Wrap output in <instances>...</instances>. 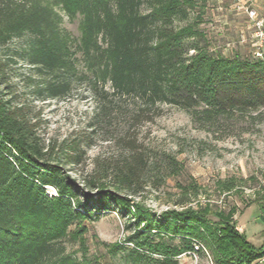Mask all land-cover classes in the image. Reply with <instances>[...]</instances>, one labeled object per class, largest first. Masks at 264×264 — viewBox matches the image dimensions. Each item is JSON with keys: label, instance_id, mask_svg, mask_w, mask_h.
<instances>
[{"label": "trees", "instance_id": "1", "mask_svg": "<svg viewBox=\"0 0 264 264\" xmlns=\"http://www.w3.org/2000/svg\"><path fill=\"white\" fill-rule=\"evenodd\" d=\"M54 1L82 16L76 49L45 0H0V45L25 38L19 57L35 69L37 100L66 97L75 80L87 82L97 103L92 127L120 126L110 140L122 153L99 161L81 181L71 177L41 143L35 118L12 88L14 57L0 58V264H98L88 256L87 223L112 210L130 219L131 264H178L179 256L204 250L215 264L264 257V242L256 246L238 231L234 209L187 207L197 183L178 184L181 210L157 214L129 197L183 170L173 152L139 141L138 128L161 116L163 105L185 110L217 140L264 123V58L214 53L198 0ZM77 50L91 74L78 71ZM70 148L68 160L79 163L81 148ZM235 187L233 178L221 182L225 192ZM66 239L79 244L80 258L66 251Z\"/></svg>", "mask_w": 264, "mask_h": 264}, {"label": "rangeland", "instance_id": "2", "mask_svg": "<svg viewBox=\"0 0 264 264\" xmlns=\"http://www.w3.org/2000/svg\"><path fill=\"white\" fill-rule=\"evenodd\" d=\"M54 4V11L61 19L60 27L72 37L76 49L82 33L78 13L71 17L61 4ZM198 0V12L203 11L201 28L204 30L214 53L227 56L239 54L252 56L254 28L248 15L250 8L263 6V0ZM192 16L194 14L192 13ZM25 38L15 39L6 46L0 45V58L13 56L15 63L9 69L13 90L20 102L25 103L37 122L36 132L41 143L49 148L52 156L61 157L65 171L81 181L94 172L102 160L115 159L122 148L110 137L120 126L104 129L92 127L97 111L96 98L87 82L75 80L66 97L37 100L34 92L35 69L19 57L25 47ZM79 72L91 74L83 53L75 55ZM110 84L106 85V89ZM139 141L153 151H170L182 162L183 170L176 176L166 178L161 187L147 185L138 189L137 195L129 197L143 203L160 214L168 209H183L176 205L181 190L179 183H197L199 194L192 197L187 207L209 206L229 213L235 210L233 219L237 229L245 233L248 240L260 246L264 242V220L260 202L264 197V123L252 131L217 140L204 130L194 126L189 114L178 107L163 105V114L152 122L138 128ZM73 145L82 150L79 163L67 158ZM233 178L236 187L228 192L221 188V182ZM48 192L55 194L52 187ZM130 193V192H124ZM185 208V207H184ZM217 220L215 216H210ZM130 219L123 218L116 210L100 215L96 221L88 222L85 234L88 256L98 259V264H131L125 258L132 244L126 242L130 231L126 225ZM75 226L70 227L73 231ZM66 251L82 256L77 242L66 239ZM178 264H215L212 255L196 252L178 257Z\"/></svg>", "mask_w": 264, "mask_h": 264}, {"label": "built area", "instance_id": "3", "mask_svg": "<svg viewBox=\"0 0 264 264\" xmlns=\"http://www.w3.org/2000/svg\"><path fill=\"white\" fill-rule=\"evenodd\" d=\"M248 15L252 22L254 31L252 33L253 57L264 58V8L257 9L252 7L248 10ZM264 264V257L258 259L254 264Z\"/></svg>", "mask_w": 264, "mask_h": 264}, {"label": "crops", "instance_id": "4", "mask_svg": "<svg viewBox=\"0 0 264 264\" xmlns=\"http://www.w3.org/2000/svg\"><path fill=\"white\" fill-rule=\"evenodd\" d=\"M254 2H255V3H256V2L258 3L257 0H254ZM253 7H254V6H253ZM255 8H257V9H259V10L262 9V8H264V0H263V6H262L261 8H258V7H255Z\"/></svg>", "mask_w": 264, "mask_h": 264}]
</instances>
